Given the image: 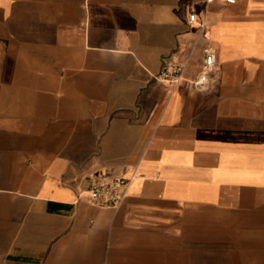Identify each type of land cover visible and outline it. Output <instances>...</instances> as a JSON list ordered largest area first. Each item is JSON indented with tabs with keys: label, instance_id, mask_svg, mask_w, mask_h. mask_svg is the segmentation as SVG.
<instances>
[{
	"label": "crops",
	"instance_id": "crops-1",
	"mask_svg": "<svg viewBox=\"0 0 264 264\" xmlns=\"http://www.w3.org/2000/svg\"><path fill=\"white\" fill-rule=\"evenodd\" d=\"M0 264H264V0H0Z\"/></svg>",
	"mask_w": 264,
	"mask_h": 264
},
{
	"label": "built area",
	"instance_id": "built-area-1",
	"mask_svg": "<svg viewBox=\"0 0 264 264\" xmlns=\"http://www.w3.org/2000/svg\"><path fill=\"white\" fill-rule=\"evenodd\" d=\"M233 3L235 0H225ZM196 21L194 13L188 15V23ZM215 63V53L211 47L204 49L203 70H207ZM185 63L183 60L175 59L165 62L154 74V78L166 80L174 85L182 77ZM129 179L121 175H109L101 173L90 177L86 188V194L90 203L97 206L110 207L117 209L123 202L128 186Z\"/></svg>",
	"mask_w": 264,
	"mask_h": 264
}]
</instances>
